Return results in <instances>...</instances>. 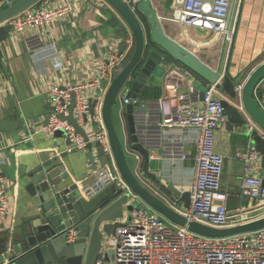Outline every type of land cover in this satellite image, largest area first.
<instances>
[{"label":"crops","instance_id":"0c3cea01","mask_svg":"<svg viewBox=\"0 0 264 264\" xmlns=\"http://www.w3.org/2000/svg\"><path fill=\"white\" fill-rule=\"evenodd\" d=\"M42 3L47 8L70 7L68 14L54 21L52 37L41 28H33L21 33L10 30L0 41V176L8 207V214L0 216V246L2 235L20 226L34 209L24 191L23 179L31 170L66 152L64 137L47 136L38 131L51 111L50 89L91 82L98 77L100 63L107 60L111 52L126 55L132 42L128 28L103 1L42 0ZM151 3L161 19L165 34L208 67L215 69L221 64V72L224 71L231 79L238 76L246 78L264 62V0H240L236 32L228 52V45L220 35L171 22L173 0H151ZM123 42L127 45L120 52ZM169 67L176 66L172 64ZM185 73L188 83L199 95L209 86L196 76ZM164 83L165 77L147 83V86L159 88L162 94ZM158 99L139 102V106L134 108L140 143L150 156L149 172L157 180L152 182V190L166 197L169 195L165 188L171 185L188 193L196 153V134L190 129L159 127ZM196 107L200 108V102ZM113 109L127 139L124 110L123 113L119 110L118 100ZM87 129L90 133L93 131L91 121H88ZM245 130L241 132L240 127L226 119L214 141V151L223 157L221 189L228 195L231 222L238 220L236 216L240 212L247 222L264 216V209L258 203L239 198L245 172L236 154L249 144L243 135ZM78 153L79 159L67 155L50 167L62 169L61 174L72 175V180L80 188L92 184L97 171L105 165L100 166L95 158L96 169L93 170L91 161L85 158L87 152ZM263 163L258 154L254 174L261 178ZM175 202L176 208H183L180 201ZM125 221L128 220L125 218Z\"/></svg>","mask_w":264,"mask_h":264},{"label":"water","instance_id":"95a60500","mask_svg":"<svg viewBox=\"0 0 264 264\" xmlns=\"http://www.w3.org/2000/svg\"><path fill=\"white\" fill-rule=\"evenodd\" d=\"M40 1L17 0L1 10L0 41L11 30V27L4 23ZM101 1L120 17L131 34L134 46L129 61L107 86L101 106V119L111 156L127 189L111 184L94 198L86 200L72 180V175L61 174L62 169L50 167L53 162L67 155L79 159L75 144L69 139H64L66 152L31 170L23 179L24 191L31 199L34 209L30 210L28 219L20 226L2 235L0 264H95L100 257L105 262L112 263L114 253L107 248L106 239L114 234L125 218L130 219L131 211L138 204L158 214L171 225L187 227L189 233L207 239H224L264 230V216L224 229L188 222L173 208V201H180L183 208L187 209L189 193L180 192L171 185L165 188L169 195L166 197L152 190V182H157L156 176L149 172V152L140 143L141 138L134 120V108L139 106L137 95L140 90L147 85L154 73L165 75L164 68L178 63L188 74L196 76L208 85H217L223 93L220 100L223 115L230 124L246 127L243 134L245 139L264 159V112L259 109L253 98L255 87L264 79V62L246 78L238 76L231 79L224 71L221 72V64L215 69L208 67L193 53L168 37L161 19L152 8L151 0H139L135 12L123 0ZM126 45L127 42H123L119 51ZM239 85H242L240 100L236 98L235 92ZM122 93L125 99L134 101L124 106L126 134L129 137L126 139L123 135V142L111 116L113 107ZM203 97L204 92L200 93L199 99L203 100ZM233 100H236L237 104L233 103ZM74 103L75 95L72 93L68 116H61V119L67 121L87 142L86 131L73 119ZM95 104L94 101L91 102L88 114L84 116L85 125L91 121L92 126H96L93 122ZM251 123L253 129L248 131ZM55 135L63 137L61 132ZM127 147L133 152L130 155L127 154ZM84 151L90 154L93 160L96 158L100 166L106 164L107 158L99 143H87ZM93 160L91 166L95 170ZM261 179L264 186V173ZM69 231L75 233L72 243L66 242Z\"/></svg>","mask_w":264,"mask_h":264},{"label":"built area","instance_id":"2783aa9c","mask_svg":"<svg viewBox=\"0 0 264 264\" xmlns=\"http://www.w3.org/2000/svg\"><path fill=\"white\" fill-rule=\"evenodd\" d=\"M82 1L96 3L101 0ZM123 1L133 12L136 11L139 0ZM14 2L15 0H0V11ZM40 2L4 25L10 26L16 33L41 28L52 37L54 21L68 14L70 7L64 5L47 8L42 0ZM239 6L240 0L238 3L236 0H173L169 20L218 34L230 48L236 32ZM124 59L125 55L111 52L109 58L100 63L98 77L91 82L75 86H53L49 91L50 114L38 130L47 136L61 132L64 139H69L75 144L78 152L84 151L87 143L97 142L102 147L107 158L105 166L97 171L92 184L80 187L81 195L86 200L94 198L111 184L127 189L114 165L101 119L104 93ZM164 77L165 83L158 99L161 120L157 125L164 129H190L196 134V153L188 191L189 206L187 209H178L175 206V201L178 200L175 199L173 208L188 222H198L216 229L247 222L248 220H243L241 212L236 216L238 220L231 222L227 207L228 195L221 189L223 157L214 151L215 135L226 121L220 105L223 98L221 91L216 84L209 85L204 91L203 100H200L195 88L188 83L184 71L169 67ZM263 82L264 79L255 87L253 98L259 109L264 112ZM241 90L242 85L235 89L236 98L239 100ZM1 91L0 86V93ZM72 93L75 95L73 119L86 131L87 142L67 121L61 119V116H68ZM92 101L96 103L93 118L96 126L90 133L88 124H84V116L88 114ZM133 102L121 95L118 98L119 110L123 113L124 106ZM199 102L200 108H197L196 104ZM240 110L243 111L242 107ZM252 129L251 123L247 130ZM236 157L242 162L245 172L240 185V200L254 201L264 209V186L261 177L254 174L258 153L248 144ZM7 214L6 192L3 178L0 176V216ZM166 223L168 222L165 219L150 210L147 212L144 209H133L130 219L124 220L114 234L106 239L107 248H112L114 253L113 262H105L100 257L95 264H264V230L224 239H207L189 233L187 227L172 225L174 229H170ZM74 240V231H69L66 242L72 243Z\"/></svg>","mask_w":264,"mask_h":264},{"label":"rangeland","instance_id":"374dc122","mask_svg":"<svg viewBox=\"0 0 264 264\" xmlns=\"http://www.w3.org/2000/svg\"><path fill=\"white\" fill-rule=\"evenodd\" d=\"M15 1H17V0H15ZM225 48H226V45H225ZM228 47H227V52H228ZM225 53V52H224ZM172 65V64H171ZM168 67H166V68H164V70L166 71V69H167ZM164 78V74L163 75H160V74H158V73H154L153 75H152V77L149 79V81H148V83H151V82H156V81H160V80H162ZM243 79V78H242ZM222 94V96H223V93H221ZM122 95H123V93H122ZM233 103H235V104H237V101L236 100H233ZM111 116H112V120H113V123L115 124V127H116V131H117V133H118V135H119V138L121 139V141L123 142L124 141V138H123V133H122V130H121V127H120V124H119V120H118V118H117V114H116V111L113 109L112 110V114H111ZM246 129V127L244 128V127H240V130H241V132H243V130H245ZM131 153H133L131 150H130V148L129 147H127V154L128 155H130ZM85 158H86V160L87 161H92L93 159H92V156L90 155V154H86L85 155ZM135 209H144V210H146L147 212H149V209H147L145 206H143V205H141V204H138V205H136V207H135ZM166 226L168 227V228H170V229H174L173 228V226L171 225V224H169V223H166ZM111 252H113V250H112V248H108Z\"/></svg>","mask_w":264,"mask_h":264},{"label":"trees","instance_id":"16d2710c","mask_svg":"<svg viewBox=\"0 0 264 264\" xmlns=\"http://www.w3.org/2000/svg\"><path fill=\"white\" fill-rule=\"evenodd\" d=\"M140 19L143 20V18L140 16ZM144 21V20H143ZM133 44L131 45L130 49L128 50V52L125 55V59L123 61V64L121 65V67L116 71V73L129 61L132 52H133ZM173 65L176 66V68L184 70V72H186V70L178 63H173ZM161 95V90L159 88L156 87H152V86H145L143 87L139 94L137 95V101L139 102H144V101H149V100H157ZM264 162V159H263ZM264 164V163H263Z\"/></svg>","mask_w":264,"mask_h":264}]
</instances>
